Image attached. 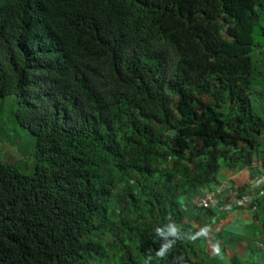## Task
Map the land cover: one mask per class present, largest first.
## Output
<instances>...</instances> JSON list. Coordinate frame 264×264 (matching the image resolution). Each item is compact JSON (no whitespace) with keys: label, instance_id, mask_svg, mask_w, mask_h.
I'll return each mask as SVG.
<instances>
[{"label":"trees","instance_id":"1","mask_svg":"<svg viewBox=\"0 0 264 264\" xmlns=\"http://www.w3.org/2000/svg\"><path fill=\"white\" fill-rule=\"evenodd\" d=\"M261 21L264 0H0V99L34 137L32 174L0 159V264H207L193 198L264 161Z\"/></svg>","mask_w":264,"mask_h":264},{"label":"crops","instance_id":"2","mask_svg":"<svg viewBox=\"0 0 264 264\" xmlns=\"http://www.w3.org/2000/svg\"><path fill=\"white\" fill-rule=\"evenodd\" d=\"M263 165L261 158L252 166L224 165L205 191L215 193L223 186L226 191L247 186L253 178L264 173ZM236 198L229 201H233L239 208L229 213L213 211L206 214L197 210L191 213L186 236L196 247V253H202L206 263L261 264L264 260V189Z\"/></svg>","mask_w":264,"mask_h":264},{"label":"rangeland","instance_id":"3","mask_svg":"<svg viewBox=\"0 0 264 264\" xmlns=\"http://www.w3.org/2000/svg\"><path fill=\"white\" fill-rule=\"evenodd\" d=\"M260 28H264V21L257 25L256 32H260ZM260 39L264 44V35H261ZM262 50L264 51V48ZM260 102L264 104V99ZM11 103L12 97L0 99V159L10 165H15L18 170L30 175L34 171V156L32 155L34 137L10 113Z\"/></svg>","mask_w":264,"mask_h":264},{"label":"built area","instance_id":"4","mask_svg":"<svg viewBox=\"0 0 264 264\" xmlns=\"http://www.w3.org/2000/svg\"><path fill=\"white\" fill-rule=\"evenodd\" d=\"M260 158L263 159V157H261V154H260ZM253 180L254 181L251 184V187L257 189L264 187V173L258 177H255V179ZM221 197L225 203H221L222 201ZM227 199L228 196L223 195V188H220L215 193H207V194L202 193L198 195L195 198L194 202L195 205L199 208H210L213 210H222L227 212L237 209L236 207H239L237 204L232 203ZM262 250L264 252V247H262ZM261 264H264V260L262 261Z\"/></svg>","mask_w":264,"mask_h":264},{"label":"clouds","instance_id":"5","mask_svg":"<svg viewBox=\"0 0 264 264\" xmlns=\"http://www.w3.org/2000/svg\"><path fill=\"white\" fill-rule=\"evenodd\" d=\"M260 176V175H259ZM253 179H255V178H253ZM252 179V182H250L247 186H243V187H247V191H245V192H240V189H238V190H231V189H228V190H230V191H226V189H225V187L223 186V195H225V196H228V201H229V199H231V198H233V197H237L236 199H239V198H241L242 196H244L245 194H249V191H256V190H258L257 188H253V187H251V184L253 183V180ZM207 187H209V185L207 186ZM243 187H241V188H243ZM206 188V187H205ZM205 188H203V189H201V191L199 192V194L198 195H200V194H202V193H204V194H207V193H210V191L208 190V191H205ZM253 189H256V190H253ZM259 189H264V187H262V188H259ZM236 192V193H235ZM234 193H235V195H234ZM198 195H196L194 198H193V200H192V205L194 206V207H196L197 209H210V208H199V207H197L196 205H195V198L198 196ZM221 199H222V197H221ZM230 202H232V203H234L233 201H230ZM221 203H225L224 201H223V199H222V201H221ZM236 208H239V207H236ZM212 211H221V212H225V213H229V212H231V211H229V212H227V211H222V210H213V209H211ZM233 211V210H232ZM188 222V224L190 225V221H187ZM174 231H176V229L178 228L179 229V224L177 223V224H175L174 226ZM180 230V229H179ZM188 242H189V239H188Z\"/></svg>","mask_w":264,"mask_h":264}]
</instances>
